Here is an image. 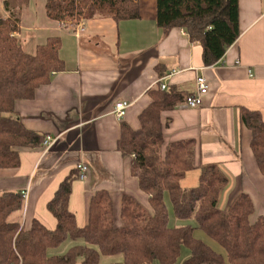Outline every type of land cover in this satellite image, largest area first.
<instances>
[{
  "label": "crops",
  "instance_id": "1",
  "mask_svg": "<svg viewBox=\"0 0 264 264\" xmlns=\"http://www.w3.org/2000/svg\"><path fill=\"white\" fill-rule=\"evenodd\" d=\"M4 1L0 0L1 13L9 17ZM44 3L31 0L17 10L21 20L18 38L32 53L48 37L60 36L66 70L55 73L34 99L17 102V114L25 125L53 141L41 148L21 150L19 168L0 169V193H27L22 208L10 215L11 221L29 227L37 218L55 229L57 218L47 204L61 181L81 163L88 171L84 179L73 182L70 198L79 226L87 224L89 202L98 189L111 193L117 224H121L125 194L148 208V195L131 173L133 156L117 150L121 123L139 127V114L151 102L149 90L161 82L190 96L196 94L198 75H204L209 83L202 105L191 108L183 104L163 113V119L169 121L164 130L167 143L196 141L195 168L187 173L182 186H197L202 167L217 163L229 178L219 207L224 210L238 194L246 192L260 209L258 214L262 213L264 176L240 108L259 110L264 117V0H240L241 35L221 61L209 66L204 63L202 45L191 41L185 29L165 32L159 27L157 0H140V18L116 22L99 14L84 20L85 29L79 36V23L50 19ZM173 70L175 73L167 76ZM120 100L131 103L122 119L115 114ZM254 217L252 220L257 219ZM68 240L49 255L64 254L80 243Z\"/></svg>",
  "mask_w": 264,
  "mask_h": 264
},
{
  "label": "trees",
  "instance_id": "2",
  "mask_svg": "<svg viewBox=\"0 0 264 264\" xmlns=\"http://www.w3.org/2000/svg\"><path fill=\"white\" fill-rule=\"evenodd\" d=\"M29 0H5L9 17L0 8V169L21 166V150L44 146L45 133L28 128L17 114V102L32 100L53 75L66 70L61 57L62 38L54 35L34 52L21 44V20L17 10ZM50 19L80 23L97 15L116 22L141 17L140 0H47ZM157 22L165 32L185 29L193 42L203 47L205 65L221 61L241 35L240 0H157ZM159 66H157V69ZM151 102L139 114V127L122 121L117 150L133 156L131 173L148 195L151 210L134 196L122 197L121 224L115 221L114 201L107 189H98L89 202L88 222L78 225L70 209L72 170L60 183L48 210L57 218L49 229L34 218L29 227L10 220L24 203L22 191L0 193V264H100L101 256L122 254L123 262L109 264H224L225 256L194 235V227L170 226L165 196H170L175 214L195 217L199 227L227 251L230 264H264V218L252 220L255 206L250 194L242 192L227 211L219 207L228 176L219 164L202 167L199 184L184 188L182 180L195 168L194 139L166 142L169 125L163 113L186 103L190 94L169 86L149 90ZM241 120L251 131V148L264 176V117L259 110L242 106ZM67 239L85 243L64 254L49 255Z\"/></svg>",
  "mask_w": 264,
  "mask_h": 264
},
{
  "label": "rangeland",
  "instance_id": "3",
  "mask_svg": "<svg viewBox=\"0 0 264 264\" xmlns=\"http://www.w3.org/2000/svg\"><path fill=\"white\" fill-rule=\"evenodd\" d=\"M30 1L31 0H29V2ZM46 2H47V0H45V3H44L45 7H46ZM40 4H43V0H40ZM40 9H41V7H40ZM165 200H166V204H167L168 211H169V224H170V226H187V225L193 226L195 228L194 229V235L197 238L204 240L207 244H209L217 252L223 254L225 256L224 264H230L229 261H228V258H227V251L224 248V246L221 245L216 240H214L213 238H211L210 236H208V234H206V232L199 227V224H198V222H197L195 217H190V218H180V217H178L175 214V212H174L173 205H172L170 196L168 194H166ZM147 209L151 210L150 206H148ZM228 209H229V206L226 207L224 210L227 211ZM258 209L259 208L257 206H255L254 215H256V217H254V218H259L258 216H262L264 218V210L261 211L262 213L259 215L258 213H259L260 209L259 210ZM68 241H72V240L69 239ZM78 241L80 243H85V241L83 239H79ZM61 247H63V246H61ZM187 256H188V251L184 250V254H183V257H182L181 261L183 259H185ZM123 260H124V257H123L122 254H117V255H114V256L102 255L101 256V260H100V264H109V263H112V262H123ZM155 264H159V263L155 262Z\"/></svg>",
  "mask_w": 264,
  "mask_h": 264
},
{
  "label": "built area",
  "instance_id": "4",
  "mask_svg": "<svg viewBox=\"0 0 264 264\" xmlns=\"http://www.w3.org/2000/svg\"><path fill=\"white\" fill-rule=\"evenodd\" d=\"M85 29V24L84 22L79 23V27L76 30V34L79 36L80 32H82ZM184 33H187L186 30ZM176 70H173L170 74L167 76H171L173 73H175ZM251 72V70H249ZM166 76V77H167ZM196 84L198 87V91L196 94L191 95L188 97L186 101V105L191 107V108H196L200 105H202L203 102V95L206 94L209 90V83L207 78L204 75H198L196 78ZM162 90H165L168 88V84L166 82H161L158 84ZM131 103L128 100H120L116 103L115 106V114L118 117V119H122L125 117L128 108L130 107ZM53 141V138L48 136L46 137L44 141V145L48 146L51 145ZM78 170H79V178L84 179L86 177L87 171H88V166L85 163H81L78 165ZM27 196V193H24V197Z\"/></svg>",
  "mask_w": 264,
  "mask_h": 264
}]
</instances>
